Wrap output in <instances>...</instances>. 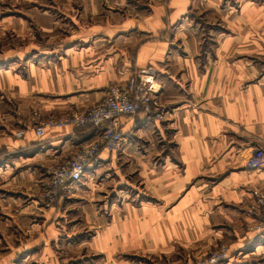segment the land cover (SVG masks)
I'll use <instances>...</instances> for the list:
<instances>
[{
	"label": "crops",
	"instance_id": "1",
	"mask_svg": "<svg viewBox=\"0 0 264 264\" xmlns=\"http://www.w3.org/2000/svg\"><path fill=\"white\" fill-rule=\"evenodd\" d=\"M153 68L164 117L122 116L55 204L49 166L97 137L40 119L82 112ZM22 131L18 136L17 132ZM264 0H0V264H263ZM154 259V260H153ZM153 260V262H152Z\"/></svg>",
	"mask_w": 264,
	"mask_h": 264
},
{
	"label": "built area",
	"instance_id": "2",
	"mask_svg": "<svg viewBox=\"0 0 264 264\" xmlns=\"http://www.w3.org/2000/svg\"><path fill=\"white\" fill-rule=\"evenodd\" d=\"M160 85L156 81L153 68L140 70L123 84H111L104 98L85 111L73 112L64 116H50L40 119L36 134L43 137L47 128L90 127L98 133L96 139L78 149L70 158L57 162L47 169L48 181L41 197L47 204L53 205L63 190L81 182L91 164L99 163V155L103 150L111 152L123 150L125 141L121 128V117L126 115L145 114L149 119H162L164 109L158 100ZM18 136L22 131L17 132ZM249 169L264 168V146H257L247 159ZM248 213L255 216L258 222L252 227L264 230V192L255 195ZM260 257L264 264V250ZM230 258L229 247L220 244L204 257H199L191 264H224Z\"/></svg>",
	"mask_w": 264,
	"mask_h": 264
},
{
	"label": "rangeland",
	"instance_id": "3",
	"mask_svg": "<svg viewBox=\"0 0 264 264\" xmlns=\"http://www.w3.org/2000/svg\"><path fill=\"white\" fill-rule=\"evenodd\" d=\"M204 256H206V255H204ZM204 256H202V257H204ZM188 258L193 259V260L197 259V257H195L194 255H192V256L191 255H188ZM153 260H152V262H153Z\"/></svg>",
	"mask_w": 264,
	"mask_h": 264
}]
</instances>
